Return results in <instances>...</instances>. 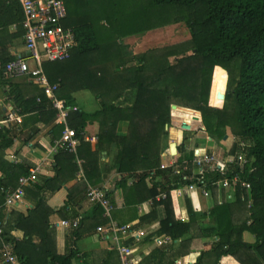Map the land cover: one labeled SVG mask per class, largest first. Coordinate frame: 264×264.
Returning a JSON list of instances; mask_svg holds the SVG:
<instances>
[{
    "label": "trees",
    "instance_id": "obj_1",
    "mask_svg": "<svg viewBox=\"0 0 264 264\" xmlns=\"http://www.w3.org/2000/svg\"><path fill=\"white\" fill-rule=\"evenodd\" d=\"M96 1L64 0V26L74 30L77 46L69 59L43 64L49 83L58 84L56 95L67 106H74L71 94L80 90L89 91L98 103L96 112L77 111L68 116V124L78 136L87 124L97 123L95 147L92 149L80 138L75 153L50 155L55 164L53 175L26 189L33 206L25 213L0 211V246L10 244L18 264H72L78 255L75 243L82 233L106 221L98 206H93L92 217L73 216V220L79 218L78 226L69 229L73 239L66 243V252L59 255L50 216L67 212L81 200L75 201L69 192L63 205L53 210L47 204L48 197L75 178L79 171L76 160L82 162L85 181L98 185L100 152L115 144L120 175L116 186L122 191L125 206L151 199L154 220L157 208L163 215L157 221L154 237L166 235L172 244L180 242L178 249L172 244L155 247L139 264H174L170 257H178L177 250L196 237L212 238L213 242L200 252L194 264H205L210 257L211 264H220L224 257H232L238 264H264V0H150L144 5L141 19L136 13L126 14L125 9L122 13L120 0L112 5L108 0ZM94 4L93 11L99 12L101 20L108 24L105 29L109 32L102 36L93 30L94 15H89ZM22 19L16 0H0V88L8 90L6 98L20 116L50 113L54 119L55 112L42 91L24 97L3 76V66L13 59L9 47L24 34ZM178 22H183L189 31L187 42L139 54L116 45L118 35L130 38ZM12 25L16 28L11 32ZM225 83L222 106H210L211 86L212 103L217 105ZM171 106L199 112L200 130L210 141L219 144L231 135L230 153L240 152L248 160L246 165L234 163L224 174L214 176L222 180L237 173L249 185L248 189L236 187L233 201L225 199L221 188L208 185L213 206L208 213L200 214L197 193L184 194L186 222L180 218L175 191L195 182L190 164L193 151H188L186 145L190 132L177 148V164L182 168V162L188 161L186 171L176 175L172 168L161 169L162 155L168 150ZM119 122L127 123L125 134L117 132ZM55 128L60 136L62 127L54 125ZM18 133L13 127L0 130V160L2 151L12 145ZM2 162L5 176L16 182L28 173L20 165ZM15 183L0 178V188L14 189ZM77 186L85 196V182L73 187ZM105 193L110 199L111 193ZM161 194L165 199L156 202ZM206 217L208 222L204 223ZM13 231H20L22 238H14ZM146 239L151 240V235ZM82 264L88 263L84 260Z\"/></svg>",
    "mask_w": 264,
    "mask_h": 264
},
{
    "label": "crops",
    "instance_id": "obj_2",
    "mask_svg": "<svg viewBox=\"0 0 264 264\" xmlns=\"http://www.w3.org/2000/svg\"><path fill=\"white\" fill-rule=\"evenodd\" d=\"M15 28V25H12L10 31L12 32L13 30H15ZM8 52L12 56L14 53L24 54L23 37L19 41H15L13 45H10ZM11 83L18 87V90L24 97L33 96L37 93H40L39 91H41L36 85H34L27 79H15ZM7 91L8 90L6 88H0V119L4 117L6 109L11 106L10 101H8V99L6 98ZM71 97L74 100V106L78 107V111H82L84 113H93L99 110L98 103L91 95V93L87 90L74 92L71 94ZM209 104L212 107L217 106L215 103H212V91H210ZM181 109L189 110L185 108ZM189 111L198 114V112L196 111ZM181 121L183 122L182 119ZM182 122L179 123L178 119H173L171 117V125L168 128V146L170 143L174 142L178 148L183 142L186 132H190V134H188L189 140L193 141L191 139L192 137L193 139H199V143H193V141V145H196L197 147L204 146L201 148L206 147L205 149L210 150L208 149L210 147H208L207 142H203L204 139L201 140V138H197L194 136V132L200 129V124H198L199 129H195L194 131L195 125L192 124L191 126H188L189 129L186 130L183 129ZM16 125L19 129V133L16 138L17 140L13 141L12 145L9 148H6L4 151H2L3 158H1L0 160V178L5 177L6 182H16L14 181L15 179L13 180V177L10 178L7 175L5 176V165L2 161L10 163L8 158L9 155L16 156L19 161V164L17 165H20L26 169H29L36 165H40V172L37 176V181H40L43 178L51 177L53 175V167L55 164L53 163V158L49 155V147L51 143L59 137V130L56 128L53 129L54 125L56 124L54 123V119L52 118L51 114L43 113L41 116L36 113L27 114L21 116L20 123ZM83 132L84 136L87 139L86 142L91 145L92 149H94L98 132L97 123L94 122L87 124ZM117 132L119 134H125L127 132V123L119 122L117 125ZM191 134L192 137L189 136ZM200 134H202L203 138H207L205 133H203L202 131L200 132ZM215 146H217V144H215ZM117 152L118 148L115 144H110L106 147V149H104V151L100 152V181L98 185L93 186L85 181L82 172V162L80 160H76L79 171L75 178L69 180V182H67L64 187L48 197L47 204L53 210H58L63 205V202L69 192H71L75 201L78 202L79 200H81L80 205H71V208L67 212H63L60 214L55 213L50 216V223L55 231L56 252L59 255H63L66 252V243L72 241L73 238H71L72 236L69 230L64 229L58 225L62 221H70L73 216L92 217L93 206L84 198V192H79V190H81L80 187H73L80 181H84L86 186L89 185L92 187H99L111 193L110 199L112 200L114 206L112 218L114 219V221L119 224L133 225L134 227L145 231L147 235H151V238H154V230L158 225L157 221L163 216L162 210L161 208L156 209L157 220H154V208H152V206L150 205L151 199L140 202L138 204H134L133 206H125L122 191L116 186V183L120 178L116 167ZM171 157L173 156L169 154V150H166L162 155L161 165H167L172 162ZM16 183L15 185H17ZM198 200L200 205L199 213H208V211H210L213 206V199L202 198L198 195ZM3 203L4 199L0 190V211L16 210L21 213H25L28 208L33 206L34 201L33 198L30 197V195L25 190V197L23 199V202L18 207L6 208L3 206ZM177 203L180 218L182 219V221L186 222L188 220V217L185 207L183 206V198L178 197ZM202 221H204V223H207V217ZM105 224L106 222L104 224L97 225L96 228ZM96 228L95 230L91 228V230H88L84 234L82 233V236L76 241L75 248L78 250V255L73 259L72 264H82L84 260L88 264H118L119 260L117 258V254L110 253L113 251L110 243L104 242L99 238L98 234L96 233ZM12 236L17 240H20L22 238V233L20 231H13ZM212 242V238L196 237L190 241L189 245H184L183 247H181V250H177V252L179 253L178 257L170 258L172 260L174 259V264H194L198 259L200 252L209 249ZM179 243L180 242H175L171 246H174L176 249ZM154 248L155 246L152 239H144L138 242H134L133 257L136 264H139L145 257H147ZM2 257L3 256L0 246V264ZM212 262L213 257H210L207 258L205 264H211ZM220 264L238 263L232 257H224L221 259Z\"/></svg>",
    "mask_w": 264,
    "mask_h": 264
},
{
    "label": "built area",
    "instance_id": "obj_3",
    "mask_svg": "<svg viewBox=\"0 0 264 264\" xmlns=\"http://www.w3.org/2000/svg\"><path fill=\"white\" fill-rule=\"evenodd\" d=\"M16 1L23 17L21 27L24 32V54L14 53L13 59L3 66L4 79L9 82L15 79H27L36 85L50 101V107L55 112L54 123L61 126L62 131L60 136L51 143L49 155H56L61 151L75 153L80 143V138L87 140L84 132H81L78 136L68 124L69 114L77 112L78 107L67 106L62 99L57 97L58 84L49 83L43 70L44 63L69 59L72 51L77 46L74 30L64 26L67 18L64 0ZM39 101L40 99L37 98V102ZM196 120L200 123V119H197V117L191 119L190 123H196ZM20 121L21 116L18 114V109L10 106L6 109L4 117L0 119V130L13 127L19 132L16 124L20 123ZM190 123L183 121L182 125L188 126ZM16 140L15 138L13 141ZM191 151H193V157L190 164L192 166V177L195 182L176 190L175 195L177 198L183 197L184 194L190 191L196 192L202 198H210V191L207 189L208 185H210L221 188L225 193V199L233 201L236 187L249 188V185L243 183L240 174L237 173L229 177L226 176L222 180L214 178L217 173L224 174L228 166L234 163L238 166L246 165L248 160L242 153L234 154L230 153V149H225L222 155L221 152L214 148L210 150L198 148ZM8 158L10 163L19 164L16 156L9 155ZM178 158L179 153L177 152L176 156L171 157L172 162L167 165L162 164L161 169L172 168L174 174L180 175L183 171H186L188 161H183V167L180 168L177 164ZM39 172L40 165L31 167L26 175L18 178L16 188L2 187L0 190L4 199L3 206L15 208L21 205L25 197V190L37 182ZM85 197L92 206L101 208L102 216L106 220L105 225L96 228L99 238L104 242L110 243L111 248L117 253L119 264H136L133 257V243L146 239L147 233L133 225L119 224L114 221L112 218L114 206L104 189L87 185ZM165 197L164 194L158 195L155 201L160 202ZM78 222L79 218H75L70 221H62L58 226L69 230L76 228ZM151 239L154 246L159 248L168 247L172 244L171 238L166 235L152 237ZM1 253L3 256L1 264H18L10 244L2 243Z\"/></svg>",
    "mask_w": 264,
    "mask_h": 264
},
{
    "label": "rangeland",
    "instance_id": "obj_4",
    "mask_svg": "<svg viewBox=\"0 0 264 264\" xmlns=\"http://www.w3.org/2000/svg\"><path fill=\"white\" fill-rule=\"evenodd\" d=\"M114 1H116V0H108L109 4H111V5L114 3ZM149 1L150 0H120L121 12L123 13V9H125L126 14L136 13V16L138 18H140V16L142 17L143 13L145 12L144 5H147L149 3ZM90 2L96 4L97 1L96 0H90ZM95 4H94V6L90 7L89 15L91 17H93V15H94V17H93V30L96 33H98L100 36H102V35H105L107 32H109V31H107V29H105L106 26H108V24H106L105 21L101 20L99 12L93 11ZM146 18H149V20L151 21V16L147 15ZM116 34H118V33H116ZM189 39H190V34H189V31H188L186 25L183 22H178V23L167 24L161 28H153L149 31H146L142 35H136V36H133L130 38L118 35L116 38V45L123 46L124 49L127 46L133 52V54H139V53H142L145 50H149V49H157V48H161V47L181 44V43L187 42ZM172 59L173 58L171 57L170 60H172ZM226 82H227V76H226ZM225 89H226V83H225V88H224L222 93L225 92ZM211 91H212V86H211ZM222 101L223 100H221V102L219 104H217L216 107H221L223 104ZM171 111H172V113H171L170 117H172L173 119H178L179 123L182 122L181 119L183 121L188 120V121H185V123H190L191 119H193L195 117H197V119H200V122H201V117H200L199 112L197 114V113H194L192 111L184 110V109H181L178 107L171 109ZM196 121L198 123L196 122V123L188 124V126H191L192 124L195 125L194 131H195V129H199L198 124H200V123L198 120H196ZM200 132H201L200 129L197 130L196 132H194L195 133L194 136L197 138H201V140L204 139L203 142L206 141L208 147H210L208 149L214 148L217 151L221 152L222 155H223L225 149H231L232 143H233V138L231 135H228L227 136L228 139H226L225 141L223 139L224 142H221V144L219 143V144H217V146H215L216 143L210 141L209 138H203V136H202V134H200ZM190 137H192V134L190 135ZM191 139L194 142L189 140L186 143L188 151L204 147V146L197 147L196 145H193V143H195V142L199 143V139H195V138L193 139V137ZM213 151H215V150H213ZM246 238L251 239L250 236H246Z\"/></svg>",
    "mask_w": 264,
    "mask_h": 264
},
{
    "label": "water",
    "instance_id": "obj_5",
    "mask_svg": "<svg viewBox=\"0 0 264 264\" xmlns=\"http://www.w3.org/2000/svg\"><path fill=\"white\" fill-rule=\"evenodd\" d=\"M218 99H219V100H223V99H224V93H220V94H218ZM175 107H176V106H171V109H174ZM183 129L188 130L189 127L186 126V125H183ZM226 139H227V136L224 137V140H226ZM168 150H169V154H170L171 156H176V155H177V145H176L174 142H172V143L169 144V146H168Z\"/></svg>",
    "mask_w": 264,
    "mask_h": 264
}]
</instances>
